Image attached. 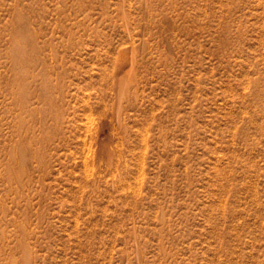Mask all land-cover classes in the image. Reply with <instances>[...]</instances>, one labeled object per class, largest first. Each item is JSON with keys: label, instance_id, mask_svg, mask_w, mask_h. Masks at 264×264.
<instances>
[{"label": "rangeland", "instance_id": "obj_1", "mask_svg": "<svg viewBox=\"0 0 264 264\" xmlns=\"http://www.w3.org/2000/svg\"><path fill=\"white\" fill-rule=\"evenodd\" d=\"M0 264H264V0H0Z\"/></svg>", "mask_w": 264, "mask_h": 264}]
</instances>
